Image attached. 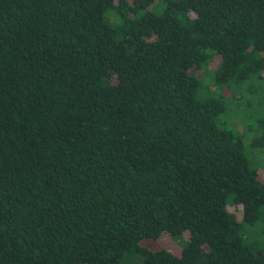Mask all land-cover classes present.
<instances>
[{
  "label": "trees",
  "instance_id": "trees-1",
  "mask_svg": "<svg viewBox=\"0 0 264 264\" xmlns=\"http://www.w3.org/2000/svg\"><path fill=\"white\" fill-rule=\"evenodd\" d=\"M235 126L264 149V0H0V264H264Z\"/></svg>",
  "mask_w": 264,
  "mask_h": 264
},
{
  "label": "rangeland",
  "instance_id": "rangeland-1",
  "mask_svg": "<svg viewBox=\"0 0 264 264\" xmlns=\"http://www.w3.org/2000/svg\"><path fill=\"white\" fill-rule=\"evenodd\" d=\"M211 69V65H208ZM211 74L208 71L201 74V85H207L208 81H211ZM246 126H249L248 124ZM235 132H238L240 135H244L243 141L245 143V151L246 155L253 167H264V149L256 151V149H249L247 144V139H251L256 135L254 129L244 128L237 129L236 126L232 127ZM260 213L258 219L250 224V223H243L241 225L240 235L243 241L250 245L252 248H264V205L259 209ZM174 241L177 244H180L182 241L181 238H175Z\"/></svg>",
  "mask_w": 264,
  "mask_h": 264
}]
</instances>
